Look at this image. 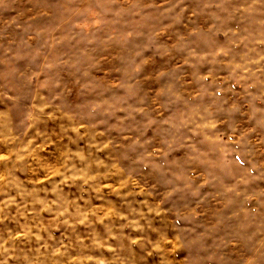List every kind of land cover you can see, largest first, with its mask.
I'll use <instances>...</instances> for the list:
<instances>
[{
  "label": "clouds",
  "instance_id": "obj_1",
  "mask_svg": "<svg viewBox=\"0 0 264 264\" xmlns=\"http://www.w3.org/2000/svg\"><path fill=\"white\" fill-rule=\"evenodd\" d=\"M0 264H264V0H0Z\"/></svg>",
  "mask_w": 264,
  "mask_h": 264
}]
</instances>
